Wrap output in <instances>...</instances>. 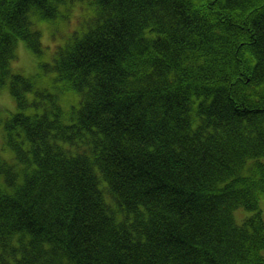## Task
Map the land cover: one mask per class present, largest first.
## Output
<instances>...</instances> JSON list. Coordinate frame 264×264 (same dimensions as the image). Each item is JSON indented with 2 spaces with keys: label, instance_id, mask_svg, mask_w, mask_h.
<instances>
[{
  "label": "trees",
  "instance_id": "16d2710c",
  "mask_svg": "<svg viewBox=\"0 0 264 264\" xmlns=\"http://www.w3.org/2000/svg\"><path fill=\"white\" fill-rule=\"evenodd\" d=\"M72 1L0 0V264H264V0H78L22 73Z\"/></svg>",
  "mask_w": 264,
  "mask_h": 264
},
{
  "label": "rangeland",
  "instance_id": "374dc122",
  "mask_svg": "<svg viewBox=\"0 0 264 264\" xmlns=\"http://www.w3.org/2000/svg\"><path fill=\"white\" fill-rule=\"evenodd\" d=\"M65 9L66 16L63 19L59 20L57 23L54 24L44 23L40 26L44 41V55L42 57L43 60H41L40 56L35 55L28 48H24V50H22V47L19 49L21 57L19 56V65L16 68L22 71V73L30 75L39 69L40 62L51 60L56 45L59 43L65 44L68 39L74 34L72 33V31L77 28L76 26H79L80 21L82 20L83 10L89 13V5L85 4V6H83L82 3L78 0H73L70 4L67 5V7H65ZM22 45L23 43H20L19 46ZM51 75L53 74L47 73L46 75H44L39 80L40 85H47ZM78 98V95H75L69 91V93L65 94V96L63 97L62 105L68 107L69 104L77 102ZM14 100L15 99L10 92L9 83L7 81V84L0 88V156L7 158L10 161L13 160V151L9 148L7 150L3 149L5 137L3 123L5 118L8 116L9 112H13L16 110ZM259 204L260 208L262 209V214L264 216V197H261ZM252 213V210H248L242 207L235 210L234 217L238 223H241L243 222L245 217L250 216ZM262 253L264 254V249L262 250Z\"/></svg>",
  "mask_w": 264,
  "mask_h": 264
},
{
  "label": "bare ground",
  "instance_id": "6f19581e",
  "mask_svg": "<svg viewBox=\"0 0 264 264\" xmlns=\"http://www.w3.org/2000/svg\"><path fill=\"white\" fill-rule=\"evenodd\" d=\"M168 53L171 56V62L174 61V60H178V69L180 71H182V73L190 74L191 69L193 68L194 62L195 61L198 62V63L201 62V61H198L194 55L192 56L190 54V50L185 49V48H181L179 51L177 50V48H174V49L168 51ZM180 55H182L181 58L179 57ZM172 56L175 57V58H173ZM184 56H186V57L183 60L182 58ZM169 60H170V58H169ZM71 93L74 94V92H71ZM60 102L62 103L61 98H60ZM252 211H253V213L251 215H254V214H257L258 213V210L257 209H252ZM234 212H235V210L233 211V215H234Z\"/></svg>",
  "mask_w": 264,
  "mask_h": 264
}]
</instances>
